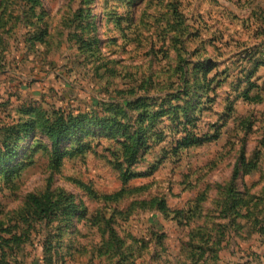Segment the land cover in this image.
I'll return each mask as SVG.
<instances>
[{"label":"rangeland","instance_id":"374dc122","mask_svg":"<svg viewBox=\"0 0 264 264\" xmlns=\"http://www.w3.org/2000/svg\"><path fill=\"white\" fill-rule=\"evenodd\" d=\"M0 171V264H264V0H0Z\"/></svg>","mask_w":264,"mask_h":264},{"label":"trees","instance_id":"16d2710c","mask_svg":"<svg viewBox=\"0 0 264 264\" xmlns=\"http://www.w3.org/2000/svg\"><path fill=\"white\" fill-rule=\"evenodd\" d=\"M31 1H33V0H31ZM244 55H246V56L250 55L248 50H247V52L244 53ZM247 79L249 81V78H247ZM247 93L248 92L244 93V95H243L244 98H248ZM246 100H250V99L248 98ZM71 122H73L72 119H69L68 122L65 124L62 122V119L58 118L57 120L53 121L52 123L47 124L46 132H47V136H48L49 140L51 141V146L53 147V150L57 149V147L61 143V140H63L66 136L71 134L73 132V130L76 128V126L80 125V123H75L76 125H71V124H73ZM74 122H76V121H74ZM32 127H33L32 123L29 122V123L19 125V126L13 128L12 130H17L19 128V129H23L24 131H29L30 129H32ZM125 146H127V145H124V147H123L125 154L131 153L130 160H131V164H132L135 161V156L133 154L135 151H137V147L135 146L134 148H132V147L126 148ZM9 154H10V152L6 153L5 157L6 156L8 157ZM23 156H25V154ZM135 177H137V176L132 175V174L131 175L125 174V175H123V180H124V182H126L128 180L134 179ZM121 195H122V192L118 193L115 196L106 197V198L112 199V198L120 197ZM159 210H161L162 212L167 211L164 202L159 203Z\"/></svg>","mask_w":264,"mask_h":264}]
</instances>
